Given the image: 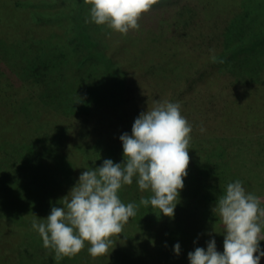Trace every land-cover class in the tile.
<instances>
[{
  "label": "rangeland",
  "instance_id": "obj_1",
  "mask_svg": "<svg viewBox=\"0 0 264 264\" xmlns=\"http://www.w3.org/2000/svg\"><path fill=\"white\" fill-rule=\"evenodd\" d=\"M199 1L159 0L148 12L141 15L138 21L139 29H130L128 32L137 36L154 32L156 37L160 36L157 43L162 44L149 45L147 52L142 54L141 65L162 62L163 57L159 52L169 49L165 47V44L168 45L165 40H176L178 47L174 49L176 51L174 54H177V59L173 57L174 71L170 72V76L162 79H157L152 73L143 69L126 68L124 64L120 67L116 61L123 62L122 52L113 53L115 63L105 58V54L113 52L112 48L120 44L116 43V37L121 33L107 25H97L92 22L91 5L86 4L84 0H55V3L62 7L60 13L63 15L58 18V34L46 42L47 54H49L47 59L52 60L50 63L35 70L31 69L29 64L22 69L19 57L21 51L14 52L13 59L9 58V52L7 56L2 55L0 51L1 76L6 74L11 81L24 83L28 88L37 83L23 82V78L37 80L43 86V89L29 93L25 105L27 109L32 110L28 114L31 118L23 117L25 119L19 123L29 131L33 143H30L26 136L17 132L12 133L16 124H11L15 120L13 114L12 116L8 114L6 120L8 126H5L8 128V143H5L8 144V150H5L7 146L4 147L5 149H0V247L7 253L16 252L15 255L9 254V263L21 264L22 261L23 264L97 263L96 258L88 253L87 249L90 245L87 241L85 248L74 257L56 259L55 251L45 248L39 233L32 228L34 219L43 220L49 215L51 207L63 206V193L70 183L68 181L72 180L75 185L81 172L87 170L86 164L91 167L94 156L101 160L100 165L104 159H109L101 145L96 144V149L93 147L92 140L87 136L90 133L84 129L88 124L92 126L98 123V118H102L101 115L97 118L93 113L87 122L83 117V112L86 113L85 110L87 111L93 102L112 109L103 116L100 126L107 128V131L114 133L117 131L120 135L124 132L131 134L134 119L147 108L151 109L154 101L179 102L181 114L192 125V130L198 131L203 140L209 138L216 140V144H208L207 149L202 153L199 152L197 155L188 153L190 161L186 169L187 176L183 178L184 187L180 190L184 194L179 196V202L189 210L186 209L183 215L180 213V217L174 211L175 219L179 220L183 227L185 226L182 230L194 234V239L185 248L186 256L196 247L206 248L207 242L211 239H215L217 250L223 251L224 226L215 207L219 197L226 191L225 188L215 195L217 188L222 184L227 185L236 180L246 185L255 182L256 187L261 184L260 188H255L257 193H254L263 202L264 157L255 154L250 147V145H260L264 141L263 132L247 133L246 129L233 127L228 123L224 113L225 109L237 105L238 102L235 100L238 99L237 93L240 88L248 83L250 85L255 80L252 75L245 74L248 66L235 68L234 61L217 56L223 49L221 32L226 29L235 15L218 13L210 19H205ZM252 7V12H261L260 15L264 16V0L249 1L248 8L252 9ZM184 22H186L185 26ZM261 28L264 30V23ZM80 30L83 33L86 31L88 33L86 35L93 38L92 43L86 48L83 46L82 50L74 44L80 39L76 35ZM11 43L10 46H14V42ZM28 43L32 50L44 47L43 42L37 43L34 38H30ZM64 43L69 44L70 47L68 46L62 55L53 51L55 48L59 50L57 46L59 44L63 46ZM134 45V50L141 49L137 43L132 44L129 49ZM17 49L18 45L14 47V50ZM27 52L29 54L31 50ZM213 55L217 58V62L212 61ZM21 57L23 60L27 56ZM261 58L262 55L258 60L254 58L256 60L254 65L249 66L253 69L252 72L256 73L264 66V60L260 61ZM36 62L40 64V60L31 61V63ZM177 63L178 67L183 68L181 77L176 75ZM113 73H117L119 79L114 80ZM187 74H190L188 79L185 78ZM160 81L162 82L159 83ZM102 90L105 93H102ZM71 91H74L73 95ZM69 96V101L79 104L78 108L68 107L66 97ZM78 97L82 99V103L78 102ZM63 118L74 121V124L63 128L66 126ZM33 120L41 122L35 125ZM2 123L6 122L2 121ZM201 127L204 128L203 132L200 130ZM71 129H74V132ZM67 134H69L67 139H71L74 147L78 145L84 149V153L86 152L84 155L86 168L84 166L81 168V162L84 160L82 157L79 158L76 152L66 153L60 148ZM115 142L116 145H121L117 143L121 142L120 139ZM65 147H70L67 141L63 145V148ZM234 149H237L239 154H236ZM70 155L78 162L72 161ZM131 185L122 186L120 190L125 193L120 190L118 193L125 204H136V199L133 198L134 192L137 199L151 193L150 190H144V196L139 198L142 190L139 189L135 177ZM207 194L215 195L212 202L203 197ZM145 207L140 211L141 215H145L148 207L153 210L151 205ZM139 208L138 206L137 209ZM177 208L175 207L174 210ZM194 220L197 223H194ZM152 223L151 227L154 231L161 234L163 219ZM125 227L128 236L130 226L126 224ZM34 237L35 242H33ZM131 240L135 248L141 243L139 239L134 240V236ZM123 241L129 244V239L125 236L122 243L116 242L113 248L119 245L117 251L123 250L125 248ZM259 243L261 251H264V240ZM141 249L144 248L138 247L137 251H142ZM121 255L112 259L110 264H124L126 256L123 259ZM107 257V255L102 256V259ZM137 260H134L136 264L139 262V259ZM259 264H264V256H261Z\"/></svg>",
  "mask_w": 264,
  "mask_h": 264
},
{
  "label": "clouds",
  "instance_id": "obj_2",
  "mask_svg": "<svg viewBox=\"0 0 264 264\" xmlns=\"http://www.w3.org/2000/svg\"><path fill=\"white\" fill-rule=\"evenodd\" d=\"M84 2L91 5L92 22L127 35L130 29H139L141 15L159 0ZM212 61L217 62L214 55ZM180 109L179 102L154 101L151 109L134 119L131 134L119 136L121 163L104 159L100 166L82 171L63 197V206H53L45 219L33 220L32 228L39 233L43 246L55 251L56 259L74 257L85 248V241L90 245L87 250L91 257L108 256L115 244L111 237H118L137 212V204H125L118 195L122 186L133 183L134 177L140 190L152 193L149 198L142 197L140 204L174 217L191 149L192 125ZM215 207L224 226L223 251H218L215 239H211L206 248L188 252L189 264H259L264 256L259 243L264 240V206L260 198L236 180L227 184ZM180 250L179 243L173 245L177 255Z\"/></svg>",
  "mask_w": 264,
  "mask_h": 264
},
{
  "label": "trees",
  "instance_id": "obj_3",
  "mask_svg": "<svg viewBox=\"0 0 264 264\" xmlns=\"http://www.w3.org/2000/svg\"><path fill=\"white\" fill-rule=\"evenodd\" d=\"M200 1L199 2L202 4L203 7L202 9L205 19H210L218 13H230L235 15L233 19L230 20L226 29L224 28L223 32H221L223 39V49L217 56L221 58L224 57V60L230 59L229 61H234L235 68L245 67V65L248 66L246 67L247 73L245 72V74H247V76L252 75L255 79V82L253 81L250 85H248V83L247 85L240 88V91L237 93L238 99L235 100L238 102L237 105L234 108L231 107L224 110V113H226L225 116H227L228 119V123L233 127L236 126L246 129L247 133L249 131L252 133L263 132L264 136V66L258 69L256 73L252 72L253 69L249 67L254 65L256 61L254 59L255 57L258 60L262 55L260 61L264 60V30L261 28L264 23V16L260 15L261 12H252L253 7L252 9L248 8L249 1L251 0ZM61 8V6L55 3V0H0V51L2 52V55L6 54L8 56L9 52V58L13 59L14 52L16 53L17 51H21V55L19 57L22 69H25L29 64L31 69L35 70L42 67L44 64L50 63L52 60L47 59L49 54H47L48 46L46 45V42L51 39L54 35L58 34V18L60 17V15H63L62 13H60ZM181 15H179L180 18ZM187 21L188 19H186V22ZM186 22H184V26ZM86 34L88 33H86V31H84L83 33L82 30H80L79 33L76 34L80 37V39L74 44H76L77 48L80 47V50H82V48L84 49V47L86 48V46H88L93 41V38L88 37V35ZM121 35L123 34L117 35L116 37V43L120 44L115 45L114 48H112L113 52L105 54V58H108L111 62L113 61L115 63L116 60H113V53L115 51L122 52L124 53L122 55L123 62L119 63L118 61H116L120 67H122V65L124 64L126 68L132 69V67H134L143 69L148 73H152L154 76H156L157 79L168 77L170 76V72L174 71L173 69L175 66V60L173 59V57L177 59V54H174L176 52L174 51V49H176L175 47H178L177 43H175L176 40H165V43H168V45L165 44V47H169V49H165V51H163L162 53L159 52V55L163 57V59H161L162 62L141 65L140 63L142 54H145L147 52L149 45L157 43V41L160 39V36L156 37L154 32H149L147 34L145 33L144 35L138 36L135 33L123 35L122 37ZM20 37L21 40H19ZM30 38L36 39L37 43L43 42V49L34 48V50H32L30 44L28 43V40ZM10 42H14V46L11 47L10 45H12V43L10 44ZM134 43H137L138 46L141 47V49L137 48L138 51L134 50L135 45L132 48L134 52L132 49H129V47ZM15 44L18 45L17 50H14V47L16 46ZM68 46L70 47V45L66 43H64L63 46L59 44L57 46V49L59 50H56L55 48V50L53 51H56L59 53V55H62L68 48ZM74 49L75 47H73V50ZM170 49H172V51H170ZM27 50H31V52L28 54ZM36 50L38 52H36ZM22 55H26V59L22 60ZM225 56H227L228 59L225 58ZM39 60V65L38 62L31 63V61ZM195 61L196 60H194V63H196ZM178 66L179 64L177 63V66L175 68V70L177 69L176 75L178 77H181L180 75L182 73L183 68L181 66ZM20 74H22V72ZM189 76L190 74H187L185 78L188 79ZM112 78L114 80L119 79L117 73H113ZM23 79V82L30 81L37 84H33L34 86L32 85L28 88L24 83L18 84L16 82H13V80L11 81V78L8 77V75L4 74L1 76L0 73V149L7 146V149H4L8 150V144H5L8 143V128H5V126H8V122L6 121L8 119V114H10L11 116L13 114V119L15 121L11 122V124H16L15 128L12 130V133L15 134L17 132L18 134L26 136V139H28L30 143H33L32 136H30L29 131H26V128L21 126L19 123L22 122L21 120L25 119L23 117H28V119L31 118L28 114L32 110L27 109L25 105L26 100H28L30 96L29 93L35 90H41L43 89V86L42 83L38 82L37 80H32L30 78ZM162 81H160L159 83H161ZM175 83L178 84L179 82ZM72 92L74 93V91H71V93ZM102 93H105L104 90H102ZM98 94H100V91H98ZM69 98L70 96L66 97V100L69 103L68 107L71 106L78 108L79 104L77 105L71 100L69 101ZM78 98V102L82 103V99H80V97ZM108 111H112V109L110 107L102 106L101 103L93 102L90 108L87 111L85 110L86 113L83 112V117L87 120V122L89 120V117H92L93 113L96 114L97 118L98 115H101L102 118H98L100 120H98V123H94L92 124V126H89L88 124V126L84 129L88 130V132L90 133L89 135L91 137L89 135L87 136L92 140L94 145L92 146L94 148L96 144L98 146L101 145V148L107 152L109 159H111L114 163H121L123 161L122 142H117L121 144L120 146L116 145L115 142L119 140L120 134H117V131H115V133L113 131H107V128H103L102 126H100L104 119L103 116H106L108 114ZM63 119L66 123V126H64L63 128H68L69 124H74V121H68L65 118ZM2 121H5L6 123H2ZM67 121L69 122L68 124ZM29 122L31 123V121ZM39 122L41 121L35 120L34 124L37 125ZM71 130L74 132V129ZM76 130L77 129H75V131ZM80 132L83 133L82 131ZM69 134L65 136V140L60 146V148L64 150L63 152L71 153V151H74L77 155H79V158L82 157L84 161L81 162V168L82 166H84V168L87 167V169H93L95 167L100 166L99 163L101 160L97 159V157L94 156L92 162L93 166L91 165L90 167L88 164H86L85 167L84 155L86 154V152L84 153V149H81L78 145L74 147L71 139H67L69 137ZM116 134L119 136H117ZM5 136L7 137L4 138ZM190 136L191 149H189L188 153L197 155L199 154V152L202 153L204 150H206L208 144H216V140L212 138H209L208 140L201 139V136L200 134H198V131L192 130ZM66 141L68 142L70 147L63 148V145H65ZM250 147L253 148V152H255V154L264 157V141L260 145H250ZM235 151L236 154H239V151L237 149ZM70 159L72 161L78 162V160L74 159V157H72L71 155ZM68 183L69 184H67L66 188L64 189L65 194L63 193V197L66 196L70 189L74 186V182L72 180H69ZM255 185L256 184L254 182L251 185L243 184V187L246 189L247 192L257 196V194H255L257 193V190L255 188H260L261 184H258L259 187H256ZM131 186L133 187V185ZM226 186L227 185L222 184L220 187H218L215 192V195L220 190H225ZM202 188L204 189V185L202 186ZM120 191L122 193L124 192L123 190ZM144 193L145 191L143 190L139 195V198L140 196H144ZM182 194H184V192H180L179 196ZM151 195L152 193H149L143 198H149ZM215 195L207 194L203 197L209 199L212 202ZM133 198L136 199L135 202L140 208L137 209L136 215L134 217H131L129 219V222L127 223V226H130L128 236L125 232L126 229H124L126 228L125 224L123 227V232L121 234H118V237H111V239L115 241L114 245H116V242H119L121 244L122 240L125 239V236L129 239V244H125L123 241V243L125 244V248L123 250L119 249L117 251V248L119 247L118 245L117 247L112 248V250L110 249L111 251L107 257V259L109 260L105 258L102 259V257H97V263L95 264H110V261L112 259L120 256L121 254V258L123 259L126 256V261L124 260V264H136L134 260L138 261L137 259H139V262L137 264H189L188 255H185V248L189 246L188 243L194 239V234L192 235V233H188V231L182 230V228H185V226L183 227L182 223L179 220L175 219L177 214H179L180 217V213L184 214L185 210H189V208L185 207L183 203L178 202L176 208L178 207L179 209L177 208L176 210H174L176 215L172 218H169L167 216H164L162 213H159V209L157 208H153V210H150L149 207L145 215H141L140 211L146 207L140 204L141 198L137 199L135 192ZM261 205L264 206V200L263 202L261 201ZM159 219H163L164 221V226L162 225L161 228V234L156 233V231H154V229L151 227V225H153L152 222H157L159 221ZM194 223H197V221L194 220ZM15 235L13 237H15ZM133 236L134 240L139 239V241H141L140 244L138 243L139 246H137V248H144L141 249L142 251H137V248H135V245L131 240ZM35 237L37 238V234L35 235ZM35 237L33 242H35L36 240ZM176 243L180 244L181 249L178 255L173 251V245ZM11 253L15 255L16 252L7 253L4 249L0 247V264H11L8 261L9 254ZM21 264H23V261Z\"/></svg>",
  "mask_w": 264,
  "mask_h": 264
}]
</instances>
